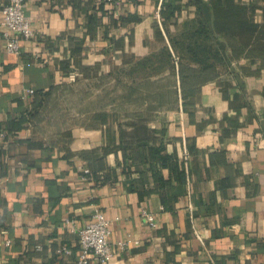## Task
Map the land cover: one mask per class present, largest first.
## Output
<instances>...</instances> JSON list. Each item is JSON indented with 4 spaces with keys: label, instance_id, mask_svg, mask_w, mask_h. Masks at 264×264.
<instances>
[{
    "label": "crops",
    "instance_id": "crops-1",
    "mask_svg": "<svg viewBox=\"0 0 264 264\" xmlns=\"http://www.w3.org/2000/svg\"><path fill=\"white\" fill-rule=\"evenodd\" d=\"M174 1L181 10L168 21V0L105 1L93 31L98 0L31 1L36 36L19 54L7 51L0 20V264H70L79 236L66 221L80 230L96 211L111 222L112 246L140 242L110 264H264V15H251L253 0H221L224 25L219 0H204L211 36L225 45L219 61L217 45L204 55L200 43L171 44L198 18L189 0ZM128 14L142 22L122 24ZM165 50L168 65L155 59ZM75 59L86 74L60 70ZM241 83L252 111L224 100L225 84ZM21 116L15 136L10 121ZM145 144L176 157L186 182L159 158L131 159L129 149L124 158L123 146ZM63 247L73 254L59 256Z\"/></svg>",
    "mask_w": 264,
    "mask_h": 264
},
{
    "label": "trees",
    "instance_id": "trees-1",
    "mask_svg": "<svg viewBox=\"0 0 264 264\" xmlns=\"http://www.w3.org/2000/svg\"><path fill=\"white\" fill-rule=\"evenodd\" d=\"M254 3H252L250 5V12L251 15H256L259 11H261L264 15V10L262 8V6H260V2H264V0H253ZM104 2L105 0H98V3H100L98 5V7H96V12L94 14H90L88 16L89 18V22H88V28L93 31L95 30L98 26H99V21L102 19V16H105L107 11H104ZM174 0H168V2L165 5V9H164V14H166V17H164V21H168L170 20L171 17H175L176 19H178V13L181 10V7L179 5H176L174 3ZM188 6H196L197 7V11H198V18L197 20L194 22H190L187 23L185 26L186 28H191L192 29V34H187V35H174V37L172 36L171 38V44L173 46H177L178 48H185L188 46H191V44H202V53L204 55H210V46L212 45L213 48L214 46L217 45L218 48V59L219 61H224L226 60V56H225V45L222 42H218L216 40L215 36H211V32H210V27L208 25L209 22V9L208 6L205 5L204 0H189L188 1ZM218 6L220 7V13L219 15L221 16V18H223V22L224 25H226V21L225 19H227V9L226 8H222L223 4L221 2V0H219V4ZM244 9V8H243ZM233 13L232 15H240L242 14V7H234L233 9ZM101 15L100 17L98 15ZM230 15V13H229ZM117 21L118 20H114ZM122 24H132V23H141L142 22V17L141 16H137V15H132V14H128L127 16H121L120 20H119ZM235 27V25H234ZM238 27L240 29H242L241 24L238 25ZM197 29L199 31L200 34H196L194 33V30ZM256 27L253 26V30L255 31ZM240 36V35H237ZM242 36V35H241ZM243 38V36H242ZM123 41L124 38H121L119 40H117L115 42V47L116 49H120L123 45ZM132 42H129V46L131 47ZM214 50V49H213ZM86 51H82L81 48H78L75 50L74 53H80L81 57H85ZM193 53V50H192ZM214 55V52H213ZM132 59H135L134 56L131 57ZM172 58V55L169 54L166 50L163 51V53L160 55V57L155 58L157 60H159V62L161 64H169V59ZM71 69L73 70H77L80 69L82 72H84L85 74L87 73V69L83 68L80 66V63L77 59L75 60H70V61H63L60 64V70H62L64 73L69 74ZM146 71L145 67L142 69V71H140L139 74H144V72ZM185 85V84H182ZM229 89H237L236 92H234V94H232L231 96L229 95ZM245 93H246V86L245 83H241V84H237V86L233 87L230 86V84H225L224 88H223V96H224V100L228 101L229 103V109L235 112H242L243 110H249L252 111L253 107L252 105L247 102V100H244L243 98L245 97ZM103 119V121L105 120L104 117H101ZM227 118V116H226ZM27 122V117L26 116H21V117H17L14 118L10 121V127H9V131L13 134V135H17L16 133H18L24 124H26ZM32 146H40L38 144H33ZM108 149V148H107ZM106 149V150H107ZM123 150V155L125 158V153L126 150L129 149L130 150V155L129 158L133 159V156H141L143 154V156L145 157V160L148 159L147 154L152 158V159H156L159 158L161 161V166L163 169H169L171 172H173L175 175L176 180H178V182L180 183H185L186 182V173L184 170H179V165H178V159L176 157L170 156V155H163L162 153L165 150V147L158 146V147H149L146 144L143 146H139L138 148H136V150L132 147H128V146H123L122 148ZM1 151V150H0ZM1 153V152H0ZM150 161V160H149ZM116 174L119 173V168L116 169L115 171ZM124 173V171H123ZM90 174V171L89 173ZM160 180L168 183V179H164V177L162 175H160Z\"/></svg>",
    "mask_w": 264,
    "mask_h": 264
},
{
    "label": "built area",
    "instance_id": "built-area-1",
    "mask_svg": "<svg viewBox=\"0 0 264 264\" xmlns=\"http://www.w3.org/2000/svg\"><path fill=\"white\" fill-rule=\"evenodd\" d=\"M31 1L34 0H0L3 36L6 41V49L11 54L20 53L22 40L30 41L36 36L26 13L27 5ZM32 93L31 91L30 94ZM1 136L5 137L4 134ZM86 173L89 171L86 170ZM143 215L149 224L156 228L154 216L147 211H143ZM66 226L71 232L78 233L79 236V255L70 264H110L116 254L128 250L132 244L136 246L140 244L139 241L126 240L112 246L110 244L111 222L101 211H96L92 220L80 230H76L72 220H67ZM37 249L40 247L38 246ZM57 254L71 256L73 252L70 248L63 247L57 251Z\"/></svg>",
    "mask_w": 264,
    "mask_h": 264
},
{
    "label": "rangeland",
    "instance_id": "rangeland-1",
    "mask_svg": "<svg viewBox=\"0 0 264 264\" xmlns=\"http://www.w3.org/2000/svg\"><path fill=\"white\" fill-rule=\"evenodd\" d=\"M235 42H236V45L240 44L242 42V36L241 35L240 36H236L235 37ZM171 85H173V84L171 83ZM128 94H130V92H128Z\"/></svg>",
    "mask_w": 264,
    "mask_h": 264
}]
</instances>
